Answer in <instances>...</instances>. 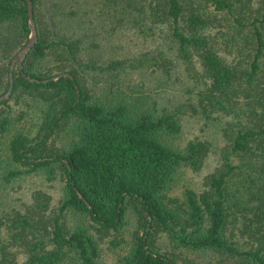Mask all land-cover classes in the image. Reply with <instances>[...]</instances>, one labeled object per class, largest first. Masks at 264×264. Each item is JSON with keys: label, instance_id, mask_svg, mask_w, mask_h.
Here are the masks:
<instances>
[{"label": "trees", "instance_id": "16d2710c", "mask_svg": "<svg viewBox=\"0 0 264 264\" xmlns=\"http://www.w3.org/2000/svg\"><path fill=\"white\" fill-rule=\"evenodd\" d=\"M31 3L37 41L12 67L29 2L0 0V180L42 175L62 196L5 203L0 264H102L95 233L126 247L124 264H264V0ZM181 63L200 69L197 102L159 108L139 89ZM199 108L232 118L229 143L200 191L173 196L210 151L174 143ZM28 116L34 131L18 127Z\"/></svg>", "mask_w": 264, "mask_h": 264}, {"label": "rangeland", "instance_id": "374dc122", "mask_svg": "<svg viewBox=\"0 0 264 264\" xmlns=\"http://www.w3.org/2000/svg\"><path fill=\"white\" fill-rule=\"evenodd\" d=\"M219 23L221 25L213 29L217 33V43L222 48L231 28L228 22L221 21ZM199 72L198 67L197 70H193L187 63H181L172 70L170 77L163 73H159L158 77L156 74L148 81L147 86H143L139 90L150 89L148 91L149 101L153 103L158 100L159 108L168 107L173 109L189 100H196L197 102L198 94L203 89V84L197 81ZM134 97L138 99L137 96ZM229 121H232V118L221 111H203L202 108H199L198 112L183 115V129L174 142L175 145L183 149L191 140L201 139L209 142L210 151L205 158L204 165L199 170H193L189 167L181 168L170 191L171 195L182 197L183 190L187 187L197 191L203 188L204 178L213 173L222 163L223 150L229 143V138L225 132ZM18 127L28 132L33 128L34 131V118L28 116V120L21 122ZM36 190H44L51 195L54 203H58L62 196V183L55 181L48 184L44 181L42 175L28 177L8 186H3L0 180V215L4 211L5 203L9 202L10 208L21 207L24 203L31 202L32 194ZM95 238L98 242L102 264H124L122 255L126 250L125 246L113 247L107 239L100 238L96 233Z\"/></svg>", "mask_w": 264, "mask_h": 264}, {"label": "water", "instance_id": "95a60500", "mask_svg": "<svg viewBox=\"0 0 264 264\" xmlns=\"http://www.w3.org/2000/svg\"><path fill=\"white\" fill-rule=\"evenodd\" d=\"M28 2H29V15H30L32 34H31V38L29 39L28 43L15 56L13 63H12V67L15 65L17 61H19L20 65L22 66L24 58L26 57L27 53L32 49L34 43L37 41V28H36V24L34 21L32 3H31V0H28ZM65 74L70 75L69 73H65ZM12 91H13V83L11 84L8 95L6 97H8L12 93ZM1 100H2V97H0V101Z\"/></svg>", "mask_w": 264, "mask_h": 264}]
</instances>
